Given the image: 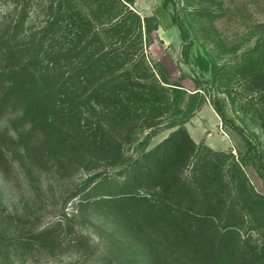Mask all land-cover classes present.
Instances as JSON below:
<instances>
[{
  "label": "rangeland",
  "instance_id": "rangeland-1",
  "mask_svg": "<svg viewBox=\"0 0 264 264\" xmlns=\"http://www.w3.org/2000/svg\"><path fill=\"white\" fill-rule=\"evenodd\" d=\"M68 7L94 29L123 22L119 37L103 31L100 36L104 49L117 52L125 78L146 87L142 99L129 96L130 114L121 117L94 99H82L83 78L71 75L88 60L72 55ZM254 20H264V0H0V100L17 80L15 93L0 105V264H160L168 259L173 248L158 232L138 231L127 207L103 197L141 195L129 181L143 178L147 164L139 161L141 155L176 125L186 130L209 103L224 121L218 117L217 132L232 142L227 152L245 160L242 169L250 185L264 195L257 157L247 153L234 130L246 134L264 163L261 122L241 110L251 94L244 92L237 72L218 75L236 61L233 46L244 23ZM138 30L140 43L133 48L129 38ZM39 46L37 63L25 76L14 77ZM157 83L163 90L152 89ZM195 123L196 138L202 139L195 144L207 147L203 139L216 133V119L203 110Z\"/></svg>",
  "mask_w": 264,
  "mask_h": 264
},
{
  "label": "trees",
  "instance_id": "trees-1",
  "mask_svg": "<svg viewBox=\"0 0 264 264\" xmlns=\"http://www.w3.org/2000/svg\"><path fill=\"white\" fill-rule=\"evenodd\" d=\"M57 11L60 15V7ZM64 15L75 36L72 55L84 54L88 60L84 69L71 75L75 80L83 78L82 99H94L105 110H115L121 117L130 114L129 96L142 99L146 87L125 78L128 73L122 71L117 52L104 49L100 36L102 31L118 36L123 22L115 21L105 29H94L74 7L66 8ZM137 21L140 27L138 18ZM243 26L239 42L232 49L236 61L219 69L218 75L227 72L241 75L244 92L251 94L243 98L241 110L253 112L264 132V20ZM136 35L129 38L133 48L140 43L139 30ZM40 51L39 46L31 63L12 73L14 77L25 76L37 63ZM100 65L105 69H99ZM145 71L147 74L148 70ZM104 74L107 77L102 79ZM16 81L0 105L15 93ZM154 88L163 90L164 87L157 83ZM169 89L172 93L183 91ZM209 104L224 123L221 113ZM176 127L155 149L141 155L139 161L147 164L143 178L129 179L133 189L142 190L141 195L110 193L103 200L127 207L138 231L158 232L165 244L173 248L170 257L160 264H264V195L250 185L242 169L245 160L231 152L199 147L183 127ZM234 130L244 141L247 153L254 152L255 165L264 174L257 147L241 129ZM139 161L130 168L136 167Z\"/></svg>",
  "mask_w": 264,
  "mask_h": 264
},
{
  "label": "crops",
  "instance_id": "crops-1",
  "mask_svg": "<svg viewBox=\"0 0 264 264\" xmlns=\"http://www.w3.org/2000/svg\"><path fill=\"white\" fill-rule=\"evenodd\" d=\"M203 110H207V112H209V116H210V118H212V121H215V119H216V124L213 128V130L216 129V133H214V135L211 136L214 139L206 138V139H203V142L205 143V145L207 147H209L210 149H213L215 151H218V152L229 151L232 148V142L230 141V139L228 138V136L224 132L223 133H221L219 131L217 132V130H218L217 127L219 125H221V123H220L218 116L215 114V112L210 107V105H204L200 109V111L189 121L188 125H186V130L188 132V135L193 140V142L196 144L202 140V139L196 138L195 133L199 127H197L195 121H196V118L201 113V111H203ZM212 132H214V131H212Z\"/></svg>",
  "mask_w": 264,
  "mask_h": 264
}]
</instances>
